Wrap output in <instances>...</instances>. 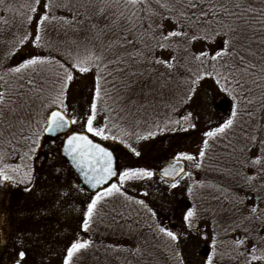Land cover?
I'll return each instance as SVG.
<instances>
[{"label": "snow or ice", "instance_id": "6c2138e0", "mask_svg": "<svg viewBox=\"0 0 264 264\" xmlns=\"http://www.w3.org/2000/svg\"><path fill=\"white\" fill-rule=\"evenodd\" d=\"M3 3L4 0H0V5ZM41 3L42 0H32L25 6L28 14L22 24H32ZM153 4L158 7L154 8ZM54 8L67 9L70 18L54 15ZM89 8H94L95 12L89 14ZM164 21H170L175 27L165 31ZM49 22L59 24L65 36L68 32L73 33L67 41L65 59L58 60L49 49L48 56L33 55L8 68L0 65L3 72L0 75V186L20 184L25 186V192H31L35 173L33 165L43 147V138L63 134L60 152L77 177L82 179L83 186L70 184V191L59 195L68 197L75 192H84V186L95 190L90 202L81 209V227L85 233L91 230L97 206L102 200L123 196L127 201H133V197L124 191V184L131 180L151 179L157 174L147 168L121 170L114 155L119 146L140 157L141 152L129 141L134 139L139 144L166 131L195 129L190 111L179 119L169 118L161 127L155 118L156 109L164 107L177 111L172 101L166 99V93H174L176 88L187 85L188 90L182 98V104L186 105L195 96L199 82L211 77L219 91L233 101L229 118L204 132L203 146L198 154L178 152L160 170L162 181H173L171 188L178 187L183 177L191 176V172L185 170L184 161L191 162L197 169L203 167L209 138L226 137L244 116L253 119L255 112L251 109L257 103L259 108L255 111L264 112V0H78L75 5L73 0H44L43 11L36 19L34 36L25 28V33L15 41L16 45L28 42L38 48L44 46L42 32ZM175 38L189 43L220 39L216 50L210 52L206 49L185 56L184 63L179 62L177 55L169 59L156 55L157 50L177 52L179 45L174 43ZM16 50L18 48L7 53L6 58L14 55ZM190 60L198 66L195 73L188 67ZM161 67L164 71L160 70ZM180 69L192 75L181 78ZM93 70L95 85L87 114L83 117L74 112L69 114L65 100L74 73ZM101 113L103 119L98 120ZM184 124L188 127H183ZM74 125H79L80 130H75ZM141 125H148L149 130L140 131ZM244 138L253 147L259 145L261 151V155L250 158L251 166H259L256 175L246 177V183L251 185L258 177H264V125L250 136L245 132ZM102 141H111L116 147H107ZM9 157L19 159L20 163H6ZM113 178H117L115 182ZM102 185L107 186L101 188ZM187 192L191 195L193 188L189 186ZM133 202L146 209L151 217H156V211L144 200ZM259 212L258 204L254 205L250 215L241 220V225L259 223L264 227V217ZM116 216L125 219L119 212ZM198 218L195 206L182 214L187 231L199 234L195 225ZM113 222L119 223L115 217ZM154 222L155 228L151 224L147 227L156 237L162 235L178 244L179 233L161 226L159 221ZM254 230L258 231L251 226L244 228L245 235L233 241L238 250L244 249L239 255L247 253L249 259L245 264L264 260V251L256 255L259 250L256 244L251 250L245 247ZM212 245L215 251V238ZM93 246L91 238L73 239L65 249L62 264H76L77 257ZM109 249L116 251L118 246H106V250ZM126 251L139 253L140 249ZM27 255L26 249H17L14 264H24ZM176 256L183 264L178 252ZM205 264H214L212 255L207 257Z\"/></svg>", "mask_w": 264, "mask_h": 264}, {"label": "trees", "instance_id": "16d2710c", "mask_svg": "<svg viewBox=\"0 0 264 264\" xmlns=\"http://www.w3.org/2000/svg\"><path fill=\"white\" fill-rule=\"evenodd\" d=\"M24 1H27L28 4L30 3L28 0H4V3L0 5L1 19L7 18L9 15H12L13 12H17L22 9L23 6H26L27 4H25ZM77 2L78 0H73L74 5L77 4ZM80 2H82V0H80ZM41 6L43 7V5ZM152 6L154 8L158 7L155 4ZM27 10V7H25L24 12ZM60 12L62 14L58 15V17L66 16L70 18L67 9L61 8ZM94 12V8L88 9L89 14H93ZM36 19H38V16ZM36 19L33 22L34 26ZM100 22L103 23V21ZM157 22H159L158 18ZM54 24L59 27V24L54 22L48 23V26L55 30L57 29L58 34H55L53 32L54 30H43L42 35L44 37L45 48L35 47L33 51H29L26 56L22 57L20 60L21 62L23 59L33 55L48 56L50 54L47 49L50 47L49 32L51 33V31L54 33L55 39L58 38L61 40L60 43L57 44L61 46L60 50L57 51L52 46L51 55L55 56L58 60L66 58L68 48L67 41L69 37H73V33L68 32V35L65 36L64 29L62 28L63 30H61L60 27L58 29L54 27ZM174 27L175 26L170 21H164L165 31H171ZM24 33L25 30H15V41ZM4 34L10 35L11 30H0V36L2 35L3 43L5 44ZM34 34L35 30L33 36ZM80 35L82 36L83 33ZM219 39L220 38H216L215 42L212 40H197L189 43L182 38H175L174 43L179 45L177 52H173L171 49H166L164 51L157 50L156 55L163 59H169L172 55H177L179 62L184 63L185 56H190V54H195L206 49L210 52L216 50ZM15 41L12 39L10 44H13L12 46H20L16 45ZM8 47H10V45ZM185 48L188 49L187 52L184 51ZM15 65L17 64L15 63L8 67ZM188 67L192 69V73H195L198 69L197 64L191 60L189 61ZM160 70L164 71L162 67ZM192 73H188L184 69L179 70V76L181 78H187L192 75ZM80 76H88L93 79L91 85L92 99L95 85V70L84 74L78 72L74 73V78ZM72 82L73 81H71L67 87L65 101L68 99L67 97L72 87ZM203 85H210L209 92H212L214 97L219 93L220 101H216V103L213 104L214 117H216L214 118V122L206 129L204 128L205 130L199 132V134L203 136L199 150L203 146V139L205 138L203 135L204 132L217 127L220 123H223L224 120L229 118L233 105L231 97L219 91L213 78L206 77L201 80L197 86L195 96L186 105L182 104V98L188 90L187 85L176 88L174 93H166V99L172 101L177 111L173 112L170 109L158 107L155 113V118L161 123V127L164 126V122L169 118L175 120L179 119L186 112L190 111L192 113L191 107L197 106L203 96L201 93L202 90H204L202 87ZM256 95L259 96V91H257ZM219 106H227V108L223 111L219 109ZM257 108H259V103L254 105L251 109L255 112L254 118L249 120L247 116L242 117L237 127L229 132L226 137H220L218 139L209 138V149L206 152L202 168L197 169L191 165V162L186 161L188 165L187 171L191 172L189 186L193 188V192L189 195L186 191L184 195L188 197L187 209L192 206H195L197 209L199 218L195 221V225L196 229L199 230V234L195 231H187L182 221L181 225H183V228L179 233L181 238L178 244H174L162 235L156 237L152 229L147 227V225L151 224L152 227L155 228L154 221H159L162 226L167 224L170 220L169 215L165 216L162 214L164 213L162 207L164 203L161 204L160 202L159 205L161 206L148 205L156 211L157 215L153 218L146 209H141L142 207L138 208V204L135 205L133 201H127L125 197L117 196L115 198H105L97 206L94 222L89 232L85 233L82 230L81 221L77 225L78 228L77 226L75 228L70 226L73 232L76 233V235L73 234V239L91 238L94 241L92 249L82 252L77 257L76 264H129V262L130 264H180V259L176 256L177 252L182 258L183 264H189L191 255L189 251L191 248H194L197 253H199L198 250L201 251V254L203 253L201 264H205L209 255L213 256L214 264H245L246 259H249L247 253L244 256L239 255V251H244V249L238 250L233 241L235 240V234H239V238H242L245 235L244 228L250 226L254 229H258V231L254 230L250 233V238L245 247L251 250L252 245L256 244L259 249L256 255H261V252L264 251V227H260L259 223L253 225H249L247 222L243 225L240 223L244 217L250 215V209L257 204L260 209L258 214L264 217V177H258L256 180L252 181L251 185L246 183V177L256 175L259 168V166H251L250 158L261 155L260 146L257 145L253 147L251 143L244 138L245 132L250 136L255 129L264 125V112L255 111ZM68 112L69 114L71 113L69 108ZM100 116L103 119V113H101ZM183 127L187 128L188 125L184 124ZM147 130H149L148 125H141L140 131L145 132ZM181 132L182 131H166L156 135L150 140L141 141L139 144H137L134 139L129 141L141 152L140 157L130 156L131 164L135 165V168L140 166L141 168L143 166L150 168L154 164H158V158L151 155L149 156L147 153L154 146L159 148L164 147L167 145L169 136L176 137L180 135ZM44 139L45 137L43 140ZM111 143L113 144V142ZM146 145H148L146 151L142 150ZM225 145H228V147H225ZM121 147L124 152L128 153L127 149H124L123 146ZM173 150V157L178 152H181L177 150L175 146ZM199 150L195 154L192 152V154H198ZM37 155L38 159H35L33 165L35 173L31 192H25V186L20 184L16 186L4 184L0 186V188L10 189L11 192L5 191L4 193L7 196L14 197L15 195L12 199L13 202L11 206L7 208V212L10 217L18 219L24 218L28 226L29 234L34 236L32 243L29 242L31 244L30 249L32 248L35 252L37 250V254L41 255L39 259L42 260L50 255L52 249L56 247L58 243V239L55 235L60 226L59 219L62 217L61 211L63 210L62 205L64 202L61 201L59 191H55L56 188L59 187L58 182H56L55 178L51 175H48L49 172L44 173V163L43 166L42 164H37L40 158H44L43 147L39 150ZM5 162L13 165L20 163L19 159L15 157H9ZM70 173L72 174V172ZM72 176L73 180H75L73 174ZM17 180H19V176H17ZM81 193L90 196L89 199L84 202L85 204L83 203L84 209L86 204L90 202L92 195L86 191ZM128 195L129 192L127 193V196ZM240 201H242V203H240ZM179 208L180 210L183 209L180 205ZM114 209L115 212L113 211ZM116 212L121 213L125 219L116 216ZM161 214L163 217H161ZM114 217L119 221L118 224L113 222ZM17 225L20 226L19 224ZM78 232L79 234L77 236ZM43 234H49L50 239H53L46 242V240L43 239ZM232 235H234V240L231 238ZM213 238L217 240L215 251L212 245ZM73 239L61 245L62 251L60 253L62 254V258L65 254L66 247ZM109 245L118 246V250H106V246ZM137 247L140 249L139 253L126 251L127 249L134 250ZM62 258L60 264H62ZM253 262L256 261H252L251 264ZM261 263H264V260H262Z\"/></svg>", "mask_w": 264, "mask_h": 264}, {"label": "rangeland", "instance_id": "374dc122", "mask_svg": "<svg viewBox=\"0 0 264 264\" xmlns=\"http://www.w3.org/2000/svg\"><path fill=\"white\" fill-rule=\"evenodd\" d=\"M28 1L30 2L29 4L32 3V0ZM24 2L28 5L27 1ZM43 2L44 0H42L41 5H43ZM24 9L25 6H23L22 9L18 10L17 12H13L12 15H9L5 19H1L0 17V30H11L10 35L4 34L5 44L3 43L2 35L0 36V65H2L3 68H8V66H11L15 63H20L22 57L26 56L29 51H33V49H35V47L28 42H26L22 46H12L13 44H10L12 39L15 41V30H25L26 28L28 32L33 35V32L35 30L33 22L35 19L33 20L31 25H24L21 23V21H23L28 14V10L24 12ZM60 10L61 8H55V11L53 9L54 15L58 16L62 14ZM42 11L43 7L40 6L38 14ZM5 20L7 21V23L4 22ZM54 27L59 29V27L55 24ZM44 30H54L53 32L55 34H58L57 29L55 30L49 27L48 23L45 25ZM61 30L63 29L61 28ZM53 32H49L50 47L47 49L48 52L49 49H51L52 51L53 47L57 51L61 48V46L57 45L61 40L58 38L55 39ZM42 43L44 45V37ZM9 45L10 47H8ZM16 48H18V50L15 51V54L8 55L6 58V54L11 53ZM41 48L44 49L45 46H42ZM2 74L3 72L2 70H0V75ZM92 82L93 79L88 76H80L73 79V82L71 84L72 87L70 88V91L68 93V99L65 102L70 109V112H74L78 117H83L87 114L89 104L91 102ZM202 87L204 88V90H202L201 92L203 96L200 99V103H198L197 106L191 107L194 118L192 120V123H195V129H189L187 132L182 131L181 134L177 135L176 137L169 136L167 145H165L164 147L159 148L157 146H154L153 148H151V150L147 154L149 156L151 155L157 157L159 163L154 164L150 168L147 167V169L156 172L157 168L162 163H164L167 159L173 157L172 154H174V146L177 147V150L181 152H187L191 154L192 152L195 154L199 150L200 142L203 137L201 134H199V132L205 130L214 122V118L216 117H214L213 104H215L216 101H220L219 93H217L216 97H214L212 92H209L210 85H203ZM226 108L227 106H219V109L223 111H225ZM98 120H102V117L99 116ZM72 127L75 130H80L79 125H74ZM61 140L62 135L52 139L45 137V139L43 140L44 158H40V160L37 161V164H42V166L44 163V173L49 172L48 175H51L53 178H55L56 182H58L59 187L56 188L55 191H59V193L70 191L69 185L76 184V180H73V176L70 173L71 171L69 167L66 165L65 161L59 154L58 147L60 146ZM147 146L148 145L144 146L142 150L146 151ZM115 154L117 156V164L120 166L121 170L128 167H136L135 165L131 164L130 156L135 155L131 154L130 151L126 153L122 150V147L119 146ZM138 168H141V166ZM142 168L146 167L143 166ZM57 170L60 171L57 172ZM189 179L190 177L188 176L184 177L179 181L178 187L171 188V184H167L161 181L157 177V175H155L151 179L128 181L124 184L123 188L127 193L129 192L128 196L133 197V201L138 199L144 200L145 203L149 206L159 205L160 202L161 204L164 203L162 206L164 213L162 214H164L165 216L169 215L170 220L167 222V224L162 226L173 230V232L180 233L183 228V225H181L182 214L186 212L188 206V197L185 196L184 193L189 187ZM5 191H10V189L0 188V242L2 247V251L0 252V264H14V255L17 249L27 250L28 255L24 261V264H60L62 258V254L60 253L62 251L61 245L64 242L67 243L68 241L73 239L74 235H76V233L73 232L70 226L75 228L81 221V209H83V203L86 202L90 196L81 192H75L74 195H70L68 197L60 196L61 201L64 202V204L62 205L63 210L61 211L62 217L59 219L60 226L55 235V237L58 239V243L56 247L52 249L50 255L47 258L40 260L39 258L41 257V255L37 254V250L35 252L32 250V248L30 249L31 244L29 242L32 243L34 236L32 234H29L27 228L28 226L26 221H24V218L18 219L9 216L7 208L11 206L13 202L12 199L15 197V195L14 197L7 196L4 194ZM145 192H147L146 196L144 195ZM179 205L183 207V209L180 210ZM137 207L140 208L141 206L137 205ZM162 214L161 217H163ZM17 224H19L20 226H18ZM12 227H14L15 229ZM78 234L79 232L77 233V236ZM42 236H44L43 239L46 240V242L53 239H50L49 234H43ZM231 238L234 240V235H232ZM198 252L199 253H197L194 248L190 249L189 254L191 255L189 264L202 263L203 253L201 254V251L199 250ZM261 262L262 260L253 262L252 264H264Z\"/></svg>", "mask_w": 264, "mask_h": 264}, {"label": "water", "instance_id": "95a60500", "mask_svg": "<svg viewBox=\"0 0 264 264\" xmlns=\"http://www.w3.org/2000/svg\"><path fill=\"white\" fill-rule=\"evenodd\" d=\"M67 131V130H66ZM48 136H51V135H48ZM51 137H54V136H51ZM106 146V145H105ZM108 147V146H107ZM59 151H60V147H59ZM60 154H61V152H60ZM115 155V154H114ZM61 156H62V154H61ZM63 157V156H62ZM64 159L65 160H67V158H65L64 157ZM173 160V158H171V159H169L168 161H166L165 163H163L158 169H157V176L160 178V175H159V172H160V170L162 169V168H164L167 164H169L171 161ZM69 165V164H68ZM183 165H184V167H185V170H186V163H185V161L183 162ZM70 166V165H69ZM73 170V169H72ZM73 172H74V174L76 175V173H75V171L73 170ZM76 177H77V175H76ZM77 179H78V183L79 184H81L82 186H83V182H82V179H80V178H78L77 177ZM167 182H170V183H172L173 181L172 180H170V179H168L167 180ZM102 186H105V185H102ZM101 186V187H102ZM88 191H91V192H94L95 190H92V189H89V188H87L86 186H84Z\"/></svg>", "mask_w": 264, "mask_h": 264}]
</instances>
